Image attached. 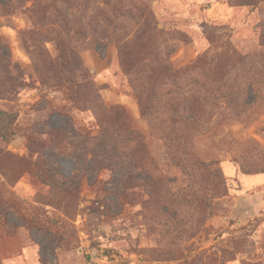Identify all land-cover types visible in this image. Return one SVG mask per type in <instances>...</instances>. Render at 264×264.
<instances>
[{
    "label": "rangeland",
    "instance_id": "1",
    "mask_svg": "<svg viewBox=\"0 0 264 264\" xmlns=\"http://www.w3.org/2000/svg\"><path fill=\"white\" fill-rule=\"evenodd\" d=\"M49 2L0 0V264H264V0Z\"/></svg>",
    "mask_w": 264,
    "mask_h": 264
},
{
    "label": "trees",
    "instance_id": "2",
    "mask_svg": "<svg viewBox=\"0 0 264 264\" xmlns=\"http://www.w3.org/2000/svg\"><path fill=\"white\" fill-rule=\"evenodd\" d=\"M73 7V0H50V2L46 6H42L40 8H37V11H35L39 18L43 21H48L50 23L59 24L62 26H67L70 23H73L72 21V15L70 14V9ZM74 60H71L69 55L67 56L66 52L61 50L57 60L49 62L48 68L50 72L52 73V77L54 80H57L56 85L57 86H63L65 85L68 91L71 94V98L73 101V104H80L79 99L83 95V93L86 90H92L95 94L96 100L99 99V96L95 93L94 86L92 85L91 81L88 78V72L86 70L80 71V81L75 80L74 78H71V76L74 75V72H76L73 65ZM130 63H125V67L123 69H127L126 66H129ZM8 71L12 70L15 73V76L13 78H10L13 83L18 84L19 80L18 78L20 75L23 74V72L20 70V68L17 65L8 66ZM7 72V71H6ZM100 102V103H99ZM95 104V107L97 108L98 112L101 115H104L107 117V115H112L111 109L106 107L101 101ZM184 112H188L189 110ZM58 115V114H57ZM4 117L11 118L10 115H3ZM180 118V117H179ZM187 119H183V121H188L192 118V116H186ZM67 119V118H66ZM181 120V118H180ZM66 124L60 125L59 127H56L53 122H50L49 125H47L46 132L40 126H32V128L35 129L34 132H40L41 134H47L50 135L51 132H62L67 133L69 130V135L72 133V135H75L77 130H75L71 124L70 121L67 119ZM12 123L13 119L11 121L6 122L5 132L6 134H11L12 132ZM43 130V131H42ZM78 132V131H77ZM104 141V140H103ZM103 145L104 142H102ZM43 169V168H41Z\"/></svg>",
    "mask_w": 264,
    "mask_h": 264
}]
</instances>
